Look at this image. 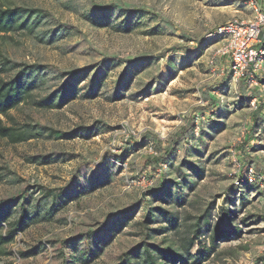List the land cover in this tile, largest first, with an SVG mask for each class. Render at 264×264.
<instances>
[{
    "label": "rangeland",
    "instance_id": "rangeland-1",
    "mask_svg": "<svg viewBox=\"0 0 264 264\" xmlns=\"http://www.w3.org/2000/svg\"><path fill=\"white\" fill-rule=\"evenodd\" d=\"M6 2L37 25L0 36L1 75L58 106L0 116L30 135L0 139L3 232L28 215L0 264H264V26L237 67L215 35L264 0Z\"/></svg>",
    "mask_w": 264,
    "mask_h": 264
},
{
    "label": "trees",
    "instance_id": "trees-1",
    "mask_svg": "<svg viewBox=\"0 0 264 264\" xmlns=\"http://www.w3.org/2000/svg\"><path fill=\"white\" fill-rule=\"evenodd\" d=\"M29 13H33V9L15 7L6 2V0H0V36L2 34H9L12 32H20V31H33V29L37 25V20L32 19V15ZM262 44V43H261ZM263 45V44H262ZM0 116H8L9 112L16 108L20 103L27 100H34L36 105L39 106H58L55 104V100L53 98V94L48 98L38 99L35 94H33L34 88L38 86V76L28 68H24L20 70L16 75L7 79L3 77L1 74L5 73L8 70L9 60L6 56L0 53ZM63 100V96L60 97V101ZM30 135H26L20 127L9 126L4 123L3 119L0 117V139L8 138L13 142H19L26 140ZM171 164V163H170ZM12 203L7 202L4 206L3 203L0 204V256L6 253L5 247L14 239L15 234L18 231L24 229L28 215L27 211L23 208L19 218L14 220L13 222H8V230L3 232L2 222L7 221L9 218V211L11 210ZM197 226V225H196ZM199 232V228H196L195 234ZM215 240V238H213ZM194 243V239L192 238L189 244V247H192ZM215 243V241L213 242ZM28 250L26 253L22 252V255H28L33 253L34 251ZM163 251L164 257L169 260L175 257V254L172 252ZM146 257L148 261H151L152 264H159L153 258L154 256L151 254L149 248L145 250ZM209 253V249L202 250L197 255L193 256L196 260L201 259L202 255H207ZM187 255H191L190 250H187ZM182 257V256H180ZM192 257V255H191ZM183 259V257H182ZM167 264V263H166Z\"/></svg>",
    "mask_w": 264,
    "mask_h": 264
},
{
    "label": "built area",
    "instance_id": "built-area-1",
    "mask_svg": "<svg viewBox=\"0 0 264 264\" xmlns=\"http://www.w3.org/2000/svg\"><path fill=\"white\" fill-rule=\"evenodd\" d=\"M264 26V14L259 13L255 21L249 23L233 19L220 26L215 35L227 38L229 44L225 52H232L235 59V67L242 66L248 60L253 61L259 55L258 42L262 27ZM262 52V51H260Z\"/></svg>",
    "mask_w": 264,
    "mask_h": 264
}]
</instances>
